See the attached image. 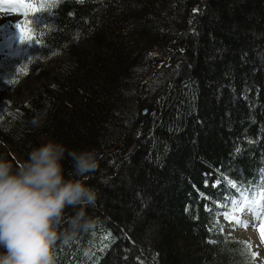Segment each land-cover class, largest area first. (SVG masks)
<instances>
[{
  "label": "trees",
  "instance_id": "trees-1",
  "mask_svg": "<svg viewBox=\"0 0 264 264\" xmlns=\"http://www.w3.org/2000/svg\"><path fill=\"white\" fill-rule=\"evenodd\" d=\"M39 41L62 58L59 70L40 97L0 120V157L17 167L55 141L94 150L97 161L123 160L114 175L104 161L80 178L96 200L64 209L55 264H111L113 249L115 264H250L244 242L223 240L217 206L203 208L224 187L235 189L217 209L254 187L245 182L264 180V0H56ZM168 70V90L135 98ZM126 106L140 136L123 123ZM62 163L66 178H79L67 153ZM108 182L120 183L115 193Z\"/></svg>",
  "mask_w": 264,
  "mask_h": 264
},
{
  "label": "clouds",
  "instance_id": "clouds-1",
  "mask_svg": "<svg viewBox=\"0 0 264 264\" xmlns=\"http://www.w3.org/2000/svg\"><path fill=\"white\" fill-rule=\"evenodd\" d=\"M66 153L79 178L65 177ZM97 168L94 150L69 152L55 141L33 148L17 167L0 157V264H55L56 225L67 206L95 202L96 191L80 178Z\"/></svg>",
  "mask_w": 264,
  "mask_h": 264
},
{
  "label": "rangeland",
  "instance_id": "rangeland-1",
  "mask_svg": "<svg viewBox=\"0 0 264 264\" xmlns=\"http://www.w3.org/2000/svg\"><path fill=\"white\" fill-rule=\"evenodd\" d=\"M3 3L6 4V0H3ZM48 3L49 2L47 1L42 14H44L45 11L47 10V8H49L47 6ZM10 7H11V4L7 8L6 7L0 8V25H3V24L8 25L9 21L11 19H19L20 18V16L11 15V12L9 11ZM51 13H52V9L48 13L47 21L50 18ZM173 25L175 27L178 26V20L177 19L175 20V23L173 21ZM52 27L53 26H50L48 29H46L45 33H49L52 30ZM157 27H160V26H157ZM63 46L66 47V43H64ZM22 47H23V44L21 43V45L19 46V50H16V51L13 50L11 52L12 53L11 55L0 56V120L6 119V115H8L10 112H13V108L18 103H20L19 105L24 106L26 104L24 102L25 99L27 100V98H29L30 95L33 94V96L40 97L42 94V93H40V89L46 86V84L49 82L50 76L52 74L54 76H56V74H55L56 69L58 68V70H59V63H61V61H62V58L57 54V51L54 48L50 47L49 44H47L45 46L44 42H43V45L41 47H38L34 53L31 50L27 54L28 50L31 49L30 44H29V46L25 47L23 49V51L20 50ZM58 48H60V47H58ZM177 49L180 50V48H174L173 53H177ZM22 54H27V55L20 57V56H22ZM175 62L176 61H174L173 63H175ZM143 70H144L143 68H140V72H143ZM154 71H156V70L154 69L153 73H154ZM168 72H169V76L166 77L165 80H163V81H162V78L159 77L158 73H155V79L149 80L148 82H146L148 79L153 77V73L150 72L146 76V78H145L146 83H143L142 88L140 90H134V93L132 92L135 95V98H137L141 101L144 100L143 98H145V100H147V99L153 100L154 95L161 94L162 92L168 90L169 86H171V83L173 82L170 77L173 76L174 71L168 70ZM181 75H183V73ZM139 77H142V76L139 75ZM143 78L144 77H142L140 81H143ZM156 80H158V84H160V85L152 88V86L149 83L155 82ZM146 84H147V89L144 86ZM145 92H146V94H145ZM141 101H139V102H141ZM234 105H236V104H234ZM129 108L130 107L126 106L125 113L127 114V116H125V119H127V120H125L123 123H133L132 124V130L134 129L133 135H135V136L139 135L140 136L142 129L140 128V124L136 123L137 120H134V122L132 120H130V118H131L130 115H132L133 112L129 114ZM132 108H134V107H132ZM127 111H128V113H127ZM139 112H141V114H142L141 108L139 109ZM201 113H203V111H201ZM201 115L203 116V114H201ZM149 117L152 121L153 118H151L150 115H149ZM133 118L136 119L135 116ZM1 123L2 122H0V124ZM179 146L180 145L177 146V150H175V154L179 152V150H178ZM108 151H106L104 153L105 156H109V155L115 156L117 153L115 151H113L112 153H110ZM102 158H103V156H102ZM109 159L112 160V157H110ZM111 160L107 161V159H106V161L105 160L104 161L106 162V164H105L106 166H109V165L114 166V169L112 170L113 175H114V172H115L114 170L119 172L121 166H119L118 164L120 162H122L123 160L121 158H118L115 163H113L114 160L111 163H109ZM104 161L98 160V168L95 170L96 172L101 171V163ZM124 165H126L125 166V168H127L126 170H130L131 168H133L131 163L127 164L124 162ZM176 169H177V167H176ZM230 169L234 170L236 172H240V170H237L235 168L232 169L230 167ZM112 171L107 172L106 174H102L101 177L110 178V176H107V175H110V173ZM122 171L120 172V173H122L120 177H121V180L123 178V181H124L125 172H122ZM166 171L169 174H173L175 172V169H167ZM175 174L176 173H174V175ZM118 182H116V183L108 182L105 184H107V188H109L108 190L111 189V192L115 193L116 187L120 186V183H118ZM218 183L219 182H216L215 185H217ZM125 184L128 188H130V186L134 185L135 183H133V181H125ZM103 187L105 190H107L106 186L103 185ZM132 192H133V189H132ZM102 197H103V195H102ZM235 200L236 199L232 200L233 203ZM99 201L103 202L104 199L101 198ZM232 205H231V207H232ZM231 207L225 205L222 208L214 209L213 214L216 213V222L220 226L222 224V220L224 219V215L229 214V212L231 211ZM148 209L156 211V208H154V207H149ZM245 211L246 210L244 208L241 209L240 214H243ZM223 230H224V232L230 231V229L225 224H223ZM250 230H251L250 228H249V230L248 229H241L240 231L233 232L231 235L225 234V235H227V237H225L224 239L225 240H240L244 243L246 242L247 244H249L251 246L250 247L251 251L254 253H257L255 260H254V263L255 264H264V255H263L264 251L260 250L258 240H256V238L253 236L254 235L252 233L253 230H251V231ZM124 237H126L125 234H124ZM188 241L191 242L192 244L194 243V246H195V249L193 251L190 250V247L188 246V250L190 252L198 253L199 252L198 241L194 242L195 241L194 238H189ZM262 248L264 249V243H262ZM114 251H115V249H113V251L110 254H108L109 256H113L110 259L111 264H115L113 261H111L114 257H116ZM108 255L106 254V256H108Z\"/></svg>",
  "mask_w": 264,
  "mask_h": 264
},
{
  "label": "snow or ice",
  "instance_id": "snow-or-ice-1",
  "mask_svg": "<svg viewBox=\"0 0 264 264\" xmlns=\"http://www.w3.org/2000/svg\"><path fill=\"white\" fill-rule=\"evenodd\" d=\"M0 2H3V0H0ZM55 2L56 0H49L47 6L52 7L54 6ZM9 3L11 4L10 10L21 12V14L26 18L29 17L32 11H38L43 7V5L38 6L37 4L33 3L32 0H9ZM29 23L30 21H27L24 24H17L16 27L21 30V33L24 35L25 39L31 40L32 29L29 27ZM259 227L261 238L264 239V222H262ZM250 247L251 246L245 242V253L249 256L250 264H254L257 253L251 252Z\"/></svg>",
  "mask_w": 264,
  "mask_h": 264
},
{
  "label": "bare ground",
  "instance_id": "bare-ground-1",
  "mask_svg": "<svg viewBox=\"0 0 264 264\" xmlns=\"http://www.w3.org/2000/svg\"><path fill=\"white\" fill-rule=\"evenodd\" d=\"M147 110V108L146 107H144V112ZM116 148H118V147H116ZM234 199H236V198H234ZM233 200V199H232ZM231 200V203H230V205H227V206H229V207H231V205L233 204V201ZM228 214H226V215H224V218L227 216Z\"/></svg>",
  "mask_w": 264,
  "mask_h": 264
},
{
  "label": "water",
  "instance_id": "water-1",
  "mask_svg": "<svg viewBox=\"0 0 264 264\" xmlns=\"http://www.w3.org/2000/svg\"><path fill=\"white\" fill-rule=\"evenodd\" d=\"M154 62L156 63V60H154Z\"/></svg>",
  "mask_w": 264,
  "mask_h": 264
}]
</instances>
